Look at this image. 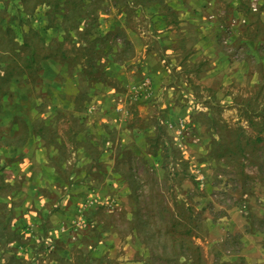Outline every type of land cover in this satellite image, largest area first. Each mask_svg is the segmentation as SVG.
Segmentation results:
<instances>
[{
	"label": "rangeland",
	"instance_id": "obj_1",
	"mask_svg": "<svg viewBox=\"0 0 264 264\" xmlns=\"http://www.w3.org/2000/svg\"><path fill=\"white\" fill-rule=\"evenodd\" d=\"M74 2L0 0V264H264V0Z\"/></svg>",
	"mask_w": 264,
	"mask_h": 264
},
{
	"label": "trees",
	"instance_id": "obj_2",
	"mask_svg": "<svg viewBox=\"0 0 264 264\" xmlns=\"http://www.w3.org/2000/svg\"><path fill=\"white\" fill-rule=\"evenodd\" d=\"M84 0H75L74 8L75 11H79L80 5ZM24 5V11L30 12L35 9L38 4L44 3L46 6H51V10L48 11V17L52 19L49 24H52L53 20V13L57 10L61 9V5H69L71 4V0H57V1H50V0H21ZM31 13V12H30ZM66 16V14H64ZM79 22L72 24V28L78 26ZM67 29V28H65ZM19 29H17L18 31ZM115 31L108 32L107 35L103 36L102 41L105 42L107 37L110 35H116L119 37V34L122 33L120 29H115ZM33 29L25 31L22 35H19V38L15 37L17 35L16 30H5L4 39L2 40L3 47L2 51H0V57H6L4 62L0 61V89L4 87V84L10 81L15 75H22L28 71H31L38 67V63L43 58L51 57L52 48L46 50V53L41 52L40 45L38 43L33 42V38L37 35L38 32L33 31ZM122 44L125 46L130 44V41L124 40ZM88 50L91 47L86 46ZM124 49L122 51H124ZM23 52V53H22ZM65 56V54H64ZM4 165L0 166V171L3 170ZM14 213V210L11 209L10 214ZM8 221V222H7ZM6 222L4 220L0 221V240L3 241L5 244L8 243L13 239L14 233L9 230V219Z\"/></svg>",
	"mask_w": 264,
	"mask_h": 264
},
{
	"label": "built area",
	"instance_id": "obj_3",
	"mask_svg": "<svg viewBox=\"0 0 264 264\" xmlns=\"http://www.w3.org/2000/svg\"><path fill=\"white\" fill-rule=\"evenodd\" d=\"M253 8H254V10H257V7H256L255 3L253 4Z\"/></svg>",
	"mask_w": 264,
	"mask_h": 264
}]
</instances>
